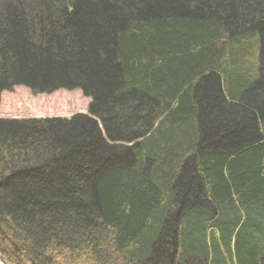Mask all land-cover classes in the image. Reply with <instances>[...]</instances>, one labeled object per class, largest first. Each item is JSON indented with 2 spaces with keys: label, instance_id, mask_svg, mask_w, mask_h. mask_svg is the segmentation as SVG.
<instances>
[{
  "label": "trees",
  "instance_id": "1",
  "mask_svg": "<svg viewBox=\"0 0 264 264\" xmlns=\"http://www.w3.org/2000/svg\"><path fill=\"white\" fill-rule=\"evenodd\" d=\"M255 30L264 0H0V91L82 90L105 133L90 114L0 120L2 260L264 264V71L226 79L209 42ZM165 112L177 160L112 144Z\"/></svg>",
  "mask_w": 264,
  "mask_h": 264
},
{
  "label": "bare ground",
  "instance_id": "2",
  "mask_svg": "<svg viewBox=\"0 0 264 264\" xmlns=\"http://www.w3.org/2000/svg\"><path fill=\"white\" fill-rule=\"evenodd\" d=\"M220 29H222V28H220ZM242 34L231 35L232 38H234V40L232 39V41H227L224 38L217 39V37L209 40V42L213 43L215 45V47H217V48H224V47L227 46L226 47L228 49L227 53L231 52V54L229 53L230 55H228L226 57V61H225V63L227 64L228 68H230V70H231L230 72L227 71L228 78H226V79L234 80L236 78L235 75L237 74L238 71L232 72V69H231L232 66L236 67L240 71L243 70L244 78L245 77H249L250 74H253V76H256V75L259 76V74L264 71V39H263L261 33L257 32V30H255V31H250V32L244 31V32H242ZM230 43H234V44L230 46ZM238 45L239 46H244V49H245L244 53H239V52H237L235 50V47L238 46ZM215 67L218 68L219 66L216 65ZM209 72H211L213 74V71L210 70V69L207 70V73H209ZM221 79H223L222 84H225V81L228 82V80H226L223 77H221ZM15 87H25V86L24 85H14L12 87V89L15 88ZM12 89H10V90H1L0 91V99H1V97L3 95V93H8ZM79 92H80V94H81V96L83 98L87 99L85 102L89 101L88 105H87L86 112L83 111V112L80 113L81 115L87 116L88 114H90L88 109H89V105L92 102L93 98H92V96L86 95L82 90L81 91L79 90ZM80 94H79V96H80ZM162 108L163 107L160 106L159 110L160 109L162 110ZM158 116L154 117L151 129L148 131V133L146 131L144 133L143 137L138 138L134 142L133 141L129 142V143L116 142V143H112V144L124 146L126 148L131 149L132 151L134 150V152H137L138 150H142L143 159L145 161L144 165L146 163L147 164L149 163V165H150V164L155 162L152 159L153 158H157L156 154L158 153V150L156 151V148H157L156 145H158L160 148H162L163 151H164V155H166L167 157L170 158L172 156V154L170 153L171 152L170 148L175 145L174 144L175 140H174L173 136L169 135V134H171L173 132L172 131L173 130L172 129L173 126H172V124L170 122L169 126H167V128L163 132V130H164L163 129L164 120L166 118H168V114L165 112L161 116H159V117ZM42 119H45V118H42ZM90 119L96 121V124L98 125L102 135L104 136L105 133L102 130L99 118H96V117H94L93 115L90 114ZM0 120L9 121L8 119H2V118H0ZM10 120H19V119H10ZM26 120H35V119H26ZM158 134L160 136H157ZM105 142L108 143V144H111L108 141H105ZM132 151H131V154H132ZM193 153H194L193 150L188 151L186 157L187 156H191ZM174 159H176V157H171L170 158V160H174ZM163 198L164 197L160 195L158 203H160V201ZM238 212L242 213V211H238ZM215 215H216V217L218 216V214L216 213V214H213V216H210V217L216 218ZM242 219H246V218H244V214L243 213H242ZM262 219L264 221L263 216H262ZM182 221H183V219L181 220V222ZM249 224L250 223H247V226H249ZM251 227H255V225H251ZM236 237L237 238H241L238 235L236 236V234H235V237H233L234 238L233 242H235ZM0 258H1V256H0ZM1 260H2V258H1Z\"/></svg>",
  "mask_w": 264,
  "mask_h": 264
},
{
  "label": "rangeland",
  "instance_id": "3",
  "mask_svg": "<svg viewBox=\"0 0 264 264\" xmlns=\"http://www.w3.org/2000/svg\"><path fill=\"white\" fill-rule=\"evenodd\" d=\"M79 94V90H57L50 94L36 95L26 87H15L10 92L3 93L0 99V118L8 120L42 118L69 120L87 110L89 101L85 102L87 99ZM170 122L169 118L164 120L163 132ZM171 124L174 125L172 122ZM242 222L241 217L240 223ZM216 234L219 237L218 231Z\"/></svg>",
  "mask_w": 264,
  "mask_h": 264
},
{
  "label": "water",
  "instance_id": "4",
  "mask_svg": "<svg viewBox=\"0 0 264 264\" xmlns=\"http://www.w3.org/2000/svg\"><path fill=\"white\" fill-rule=\"evenodd\" d=\"M0 264H6V263H4V262L1 260V258H0Z\"/></svg>",
  "mask_w": 264,
  "mask_h": 264
}]
</instances>
